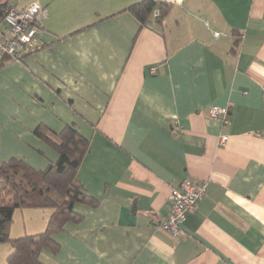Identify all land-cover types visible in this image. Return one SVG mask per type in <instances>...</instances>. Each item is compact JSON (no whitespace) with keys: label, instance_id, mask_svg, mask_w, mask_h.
I'll return each instance as SVG.
<instances>
[{"label":"crops","instance_id":"crops-1","mask_svg":"<svg viewBox=\"0 0 264 264\" xmlns=\"http://www.w3.org/2000/svg\"><path fill=\"white\" fill-rule=\"evenodd\" d=\"M140 1L39 0L46 46L0 67V164L57 161L39 124L54 139L74 124L90 140L77 176L98 204L78 202L82 219L40 258L264 264V0H183L145 23L127 9ZM213 106L229 108L230 126L207 118ZM185 179L207 181V193L173 236L161 224ZM15 195L1 180L0 203ZM19 210L14 237L45 230L53 212Z\"/></svg>","mask_w":264,"mask_h":264},{"label":"trees","instance_id":"trees-1","mask_svg":"<svg viewBox=\"0 0 264 264\" xmlns=\"http://www.w3.org/2000/svg\"><path fill=\"white\" fill-rule=\"evenodd\" d=\"M170 5L141 0L127 9L145 23L156 8L161 10V16L156 19L161 20ZM5 60L11 59L6 56L1 58L0 67ZM49 130L44 124H39L35 129V133L52 144L59 153L57 161L46 169L37 170L27 161L17 158L0 164V181L5 180L16 192L10 204L0 203V243L10 241L13 246L7 264H45L40 258L41 252L48 250L57 253L60 248L54 235L66 231L70 221L82 219L74 206L78 202L98 204L94 197L88 195L77 176L90 140L74 124H66L56 133L57 139L48 136ZM24 208H50L53 212L45 230L12 238L15 210Z\"/></svg>","mask_w":264,"mask_h":264},{"label":"built area","instance_id":"built-area-1","mask_svg":"<svg viewBox=\"0 0 264 264\" xmlns=\"http://www.w3.org/2000/svg\"><path fill=\"white\" fill-rule=\"evenodd\" d=\"M155 1L176 4L183 0ZM0 16L4 23V26L0 27V58L6 56L15 62H21L43 47L44 22L49 16V10L39 0L22 8L6 3L0 7ZM159 16H161V10L156 8L154 17ZM215 35L218 36L219 33L216 32ZM151 70L156 72V67ZM207 118L218 119L225 126L232 124L227 106L211 107L207 111ZM227 139V135L222 136L221 143H225ZM206 193L207 181L183 180L173 190L171 211L161 224V228L173 236L182 235L183 225L188 215L196 210L198 202L206 196Z\"/></svg>","mask_w":264,"mask_h":264},{"label":"rangeland","instance_id":"rangeland-1","mask_svg":"<svg viewBox=\"0 0 264 264\" xmlns=\"http://www.w3.org/2000/svg\"><path fill=\"white\" fill-rule=\"evenodd\" d=\"M20 211L21 210L19 209L15 210V212H17L16 214H14V218L16 219V221L13 222L14 225L12 224L13 229L15 231L25 230L24 217ZM11 236L12 238L14 237V235L12 234ZM12 249H13V246L10 241L0 243V264H7V257L11 253Z\"/></svg>","mask_w":264,"mask_h":264}]
</instances>
